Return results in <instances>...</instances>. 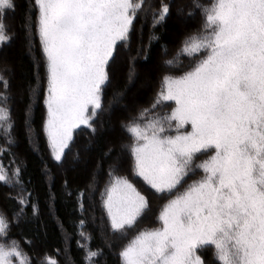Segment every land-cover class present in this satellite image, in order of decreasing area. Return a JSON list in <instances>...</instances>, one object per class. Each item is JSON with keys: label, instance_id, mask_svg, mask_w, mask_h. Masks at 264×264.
I'll return each mask as SVG.
<instances>
[{"label": "snow or ice", "instance_id": "1", "mask_svg": "<svg viewBox=\"0 0 264 264\" xmlns=\"http://www.w3.org/2000/svg\"><path fill=\"white\" fill-rule=\"evenodd\" d=\"M193 6L204 17L202 27L185 36L164 61L169 71L152 105L122 124L131 138L124 147L133 174L171 197L159 211L160 226L139 231L120 251L122 264H206L200 253L208 249L214 264H264V0H211L208 5L194 0ZM15 7L14 0H0V44L11 39L3 19ZM169 11L167 4L157 10L147 0H32L22 27L30 45L38 35L44 54L45 132L55 161L62 162L74 129L84 125L96 131L110 60L118 42H128L135 18L151 15L155 26ZM183 57L192 61L187 70ZM133 79L130 70L128 80ZM0 85V139L7 145L0 146V155H11L14 123L2 74ZM121 96L114 93L113 100ZM164 102H174L170 113L156 111ZM28 109L26 124L31 103ZM13 164L15 159L7 167L0 162V184L19 188L8 197L20 206L14 214L18 218L31 193L22 169ZM119 165V159L109 165L101 197L112 231L126 235L149 210V202L118 174ZM9 228L0 213V239L7 241ZM79 235L90 239L83 231ZM81 247L85 264L102 255L100 249ZM0 264L31 260L13 240L0 243ZM40 264L57 262L45 256Z\"/></svg>", "mask_w": 264, "mask_h": 264}, {"label": "trees", "instance_id": "2", "mask_svg": "<svg viewBox=\"0 0 264 264\" xmlns=\"http://www.w3.org/2000/svg\"><path fill=\"white\" fill-rule=\"evenodd\" d=\"M14 2L15 11L7 13L3 19L11 39L0 44V74L8 81L15 144L11 146V155H0V162L7 167L15 159V164L11 166L22 169L21 179L31 193V198L24 207L23 215L15 218L14 214L20 206L8 197H15L19 188L0 184V213L10 222L8 239H0V243L17 241L21 250L30 258L31 264H40L45 256L54 259L57 264H85L86 251L81 245L93 251H102V255L94 259V264H122L119 253L127 241L112 231L101 197L109 179L108 170L114 162L113 158L123 150L124 161L119 165L118 174L126 176L147 198L149 204L155 201L161 204L170 197L153 191L133 174L132 158L124 147L131 142V138L122 124L138 115L140 109L152 105L160 88L161 77L169 71L164 61L174 55L185 36L202 27L204 17L193 6L194 0H147L157 10L161 4H167L170 9L168 15L155 26L151 15L141 13L135 18L128 42H118L108 66V94L114 102V93L122 92L119 99L127 109L115 112L116 104L113 103V109L111 104L109 110L114 112L106 113L100 126L97 123L94 125V133L88 127L76 131L68 148L72 152L67 153L68 157L62 162H57L49 155L43 129L44 73L38 66L39 47L34 46V41L31 45L27 42L28 37L22 27L32 2ZM198 2L208 5L211 0ZM173 7L182 9L185 22L180 23ZM117 58L119 64L112 67ZM182 59L183 70H187L192 61L186 57ZM130 70L134 71L132 84L128 80ZM170 74L179 75L180 72L172 71ZM33 89H38V94L34 95ZM2 90L3 86L0 85ZM30 103V119L26 124V111H29ZM172 107V102H164V106L156 111L170 113ZM113 127L114 130L108 132ZM0 146L7 147L3 139H0ZM202 158L200 156L197 162ZM196 175L187 179L191 180ZM183 185L186 186L185 182ZM81 192L84 193L83 197H80ZM81 202L83 209L80 207ZM32 205L36 206L35 214ZM81 220H84L82 228L79 226ZM81 231L90 239L82 238L79 235ZM201 256L209 263L214 261L211 249L201 252Z\"/></svg>", "mask_w": 264, "mask_h": 264}, {"label": "rangeland", "instance_id": "3", "mask_svg": "<svg viewBox=\"0 0 264 264\" xmlns=\"http://www.w3.org/2000/svg\"><path fill=\"white\" fill-rule=\"evenodd\" d=\"M31 2H32V0H31ZM32 8V3H30V9ZM174 8V10L177 12V16L179 17V19H180V23L182 22H185V19L183 18V16H182V9L181 8H175V7H173ZM35 18V12L33 11V19ZM31 40L32 41H34L33 43H34V46H37V47H39V54H40V59H39V61H38V66L39 67H41L42 68V70H43V73H44V79H42L43 80V85H42V87L44 86V88H43V91H44V101H45V96H46V87H47V80H46V70H45V61H44V54H43V51H42V48H41V45H40V41H39V37H38V35H33L32 37H31ZM33 47L31 46V49H32ZM116 49H117V47L115 48V50H114V52L116 51ZM119 54H120V52H119ZM119 64V58H117V59H115L114 60V63H113V65H112V67L114 66V65H118ZM111 67V68H112ZM127 67H128V64H127ZM129 69V68H128ZM134 81L132 80V81H129V84H132ZM110 83V82H109ZM40 85H41V83H40ZM108 86L107 87H104V89H103V94H102V103H103V111H101L100 113H99V116H98V118H96L95 119V123H94V125L97 123V125L99 124V126H100V121L102 120V118H103V116L107 113H113L114 111L115 112H118V111H125L126 109H127V106L126 105H124L123 103H122V100L121 99H118L116 102L114 101V102H112V99H111V97L109 96V94H108ZM113 103L114 104H116L115 105V109H114V111H112V109H113ZM111 104H112V109H110L109 110V107H111ZM172 105H173V107L175 106L174 105V102H172ZM108 110H109V112H108ZM44 111H45V120H44V127H43V129H44V134H45V140H46V143H47V149H48V151H49V155L51 156V158L54 160V158L52 157V154H51V150H50V147H49V143H48V138H47V134H46V132H45V121H46V117H47V109H46V105H45V103H44ZM110 111H112V112H110ZM93 125V126H94ZM83 127H87V126H84V125H81L79 128H77V129H74L73 130V132H72V137L76 134V131H79L80 129V131H82L83 130ZM114 130V127L113 128H110L109 130H108V132H112ZM188 130L190 131L191 129H190V127L188 128ZM79 131V132H80ZM72 152V151H71ZM70 152V150L68 151V149H66L65 150V155H64V157H63V159L62 160H64V158L65 157H68V155L71 153ZM67 153H69L68 155H67ZM208 155H211V153H208L207 155H204V156H202L203 158L201 159V160H203V159H207L208 158ZM129 157V156H128ZM117 159H119V161H120V166H121V163H122V161H124V158H123V150L121 149L120 150V152H119V154H117V156H115L114 158H113V160L112 161H116ZM130 162H132V160H130ZM125 168V167H124ZM60 172H63V170H61ZM199 176L198 175H196V177H192L191 178V180H189V179H186V181H184L185 182V184L187 185L188 183H190L192 180H194V179H197ZM140 181H143L142 180V178L141 179H139ZM144 182V181H143ZM148 186V185H147ZM150 187V186H149ZM185 186L184 185H182L181 187H180V189L178 190V191H182L183 190V188H184ZM153 190V189H152ZM154 191V190H153ZM169 199H171V197H169L165 202L164 201H162L161 202V204H159V203H157L156 201L155 202H151L150 204H149V210L143 215V217L142 218H139L138 220H137V222L135 223V225L133 226V227H131V228H128L127 229V231H126V235H121V234H119L118 233V235L121 237V239H124V240H126L127 242H126V244L128 243V241H130L139 231H141V230H143V229H146V228H156V227H159L160 226V223L157 221V217H158V215H159V211H160V209L163 207V205L165 204V203H167V201L169 200ZM200 255H201V253H200ZM205 262H208V263H206V264H214V261L213 262H211V263H209V261H205Z\"/></svg>", "mask_w": 264, "mask_h": 264}]
</instances>
